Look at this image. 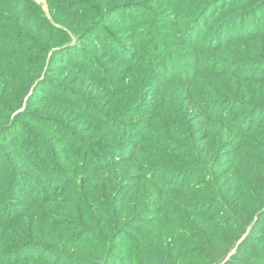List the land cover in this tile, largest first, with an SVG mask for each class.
I'll return each mask as SVG.
<instances>
[{"label": "trees", "instance_id": "trees-1", "mask_svg": "<svg viewBox=\"0 0 264 264\" xmlns=\"http://www.w3.org/2000/svg\"><path fill=\"white\" fill-rule=\"evenodd\" d=\"M45 4L0 0V264H264V0Z\"/></svg>", "mask_w": 264, "mask_h": 264}, {"label": "rangeland", "instance_id": "rangeland-1", "mask_svg": "<svg viewBox=\"0 0 264 264\" xmlns=\"http://www.w3.org/2000/svg\"><path fill=\"white\" fill-rule=\"evenodd\" d=\"M38 5H40L44 10H47V6L45 4V0H34ZM171 11L170 8H162L161 12H160V16L163 18H166L168 16H170ZM248 24V23H247ZM235 25V23H232L228 26V28L225 29L224 34L225 36H227L230 32V29ZM21 137V141L20 143H23L25 140H27L28 137H26L24 134H20ZM19 186V183H18ZM21 191H24L23 189V185L22 187H19ZM15 198H20L18 194L14 195ZM12 205V204H11Z\"/></svg>", "mask_w": 264, "mask_h": 264}]
</instances>
